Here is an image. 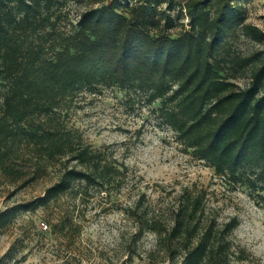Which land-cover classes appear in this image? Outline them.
<instances>
[{
    "label": "trees",
    "instance_id": "16d2710c",
    "mask_svg": "<svg viewBox=\"0 0 264 264\" xmlns=\"http://www.w3.org/2000/svg\"><path fill=\"white\" fill-rule=\"evenodd\" d=\"M70 1L86 6L76 29L46 46L45 23L54 8ZM103 2L0 0V173L20 177L16 162L33 163L35 172L62 164L42 197L0 213V228L13 222L18 209L48 207L71 194L86 197L90 189L121 192L127 166L92 149L62 114L81 90L99 83L145 92L150 103L160 99L161 120L177 142L232 184L254 187L248 174L264 170V50L215 57L219 45L238 32L264 43V33L245 21L241 7L234 0H185L188 23L171 36L162 29L175 28V19L153 0L94 6ZM226 66L248 77L245 88L222 75ZM204 197V191L184 189L171 204L151 206L142 194L127 214L139 234L165 244L168 257L180 256L179 264L246 260L244 249L235 251L230 241L238 220L218 223L206 213ZM72 215L59 217L51 233L58 227L77 231Z\"/></svg>",
    "mask_w": 264,
    "mask_h": 264
},
{
    "label": "rangeland",
    "instance_id": "374dc122",
    "mask_svg": "<svg viewBox=\"0 0 264 264\" xmlns=\"http://www.w3.org/2000/svg\"><path fill=\"white\" fill-rule=\"evenodd\" d=\"M184 1L153 0L159 11L175 19V28L163 27L166 34L175 36L182 25L186 27ZM234 3L241 7L245 21L264 33V0ZM85 9V5L71 1L54 8V15L45 23L46 46L52 45L56 36L74 31ZM51 30L54 33L49 37ZM256 50H264V43L258 45L238 32L219 45L215 57L247 56ZM224 69L222 75L237 88L249 83L239 71ZM3 95L0 88V108ZM160 107V99L150 103L147 94L136 89L99 83L81 90L69 108L62 110L66 125L77 130L92 149L127 166L124 187L118 193L90 189L86 197L71 194L48 207L18 209L13 222L0 228V264H179L181 257H168L163 242L147 232L139 234L127 210L142 194L145 204L167 206L184 189L204 191L205 211L218 223L238 220L230 241L235 251L244 249L247 259L230 264H264V170L248 174L254 187L251 183L232 184L216 175L177 142L175 133L161 120ZM16 163L15 169L23 171L20 177L0 173V213L33 204L57 181L62 165L43 163L35 172L33 163ZM67 211L73 214L77 231H60L58 227L52 234L51 226L59 217L65 218Z\"/></svg>",
    "mask_w": 264,
    "mask_h": 264
}]
</instances>
